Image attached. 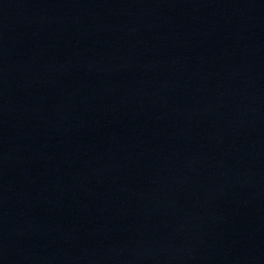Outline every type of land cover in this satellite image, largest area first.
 I'll return each instance as SVG.
<instances>
[{
    "label": "water",
    "instance_id": "1",
    "mask_svg": "<svg viewBox=\"0 0 264 264\" xmlns=\"http://www.w3.org/2000/svg\"><path fill=\"white\" fill-rule=\"evenodd\" d=\"M0 264H222L112 209L0 171Z\"/></svg>",
    "mask_w": 264,
    "mask_h": 264
}]
</instances>
